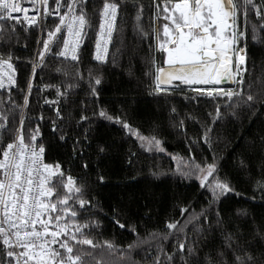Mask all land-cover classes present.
Wrapping results in <instances>:
<instances>
[{
	"label": "trees",
	"instance_id": "1",
	"mask_svg": "<svg viewBox=\"0 0 264 264\" xmlns=\"http://www.w3.org/2000/svg\"><path fill=\"white\" fill-rule=\"evenodd\" d=\"M137 2L144 6L142 24L148 34L141 36L134 31L135 10L129 3L127 12L119 16L107 62L93 60L94 39L91 42L86 39L78 64L49 55L44 66L36 69L28 106L24 109L26 141L28 130L39 125L41 136L37 142H43L47 161L53 165L59 163L65 179L71 175L77 186L81 183L86 186L85 198L92 201L95 207L89 205V213L79 209L78 204L74 207L78 210V217L92 216L99 222L100 227L90 237L94 242L108 240L124 249L136 240L137 235L144 237L152 231L164 232L166 222L177 220L183 223L185 218L206 211L207 222L213 225L212 229L198 232L193 227L196 223L193 221L186 231L188 240L198 244L201 257L204 253L215 254L224 250L221 230L215 224V210L219 209L225 222L224 228L237 233L240 243H250L254 249L264 250V241L260 239L264 235V194L259 191L257 183H264V103L257 106L255 114L238 110L237 116H233L222 98L185 99V96L193 95L190 92L155 94L151 73L155 66H164L165 57L156 49L155 33L152 31L153 27L155 29V15L160 11L154 4L161 6V0ZM99 6L98 0H89L87 10L91 14L93 8L98 9ZM58 21L56 18L46 20L43 38ZM12 23L15 21L5 23L4 29L10 32L9 25ZM248 23H259V18L250 14ZM239 24L244 27L243 17ZM97 26L98 17H93L92 28L88 31L90 37ZM121 26L122 32L119 30ZM14 32L11 39L7 36L0 39V53H4L5 58L9 51L12 54L17 84L11 89V97L17 104H22L32 64L42 43L37 44L39 29L35 26H26L21 21L16 24ZM257 35L264 37V32L258 31ZM117 48L120 53L113 63ZM247 56L249 73L245 74V82L247 84L251 80L252 91L264 95V39L253 41L250 30L247 33ZM153 58L154 65L151 63ZM58 68L60 71H57ZM89 72L102 78L101 84L95 86L99 92L98 99L90 94ZM68 84L73 85L69 95L58 97L57 90L64 91ZM0 100L4 101L0 103V110L6 109L10 104L7 90H0ZM217 106L220 109L219 119H215ZM57 107L64 120L57 118ZM99 108L107 109L113 116H120L142 134L155 136L161 140L164 151H148L122 125L98 116L92 117V112ZM82 109H86L84 115L91 117V126L87 121L77 125ZM41 116L43 119H40ZM54 120L58 128L64 126L67 133L64 142L52 132ZM16 127H19V118ZM85 128L89 129L87 133ZM206 132L208 143L204 142ZM85 134L87 141L84 140ZM76 137L80 138V144L74 154ZM98 146H103L105 151L100 153ZM180 158L184 161L194 158L201 165L211 163L215 158L219 177L226 178L239 195L229 193L210 207V192L200 186L196 175L183 177L177 171ZM84 163H87V168L82 166ZM154 172L158 175H152ZM99 175L104 176L103 183L99 181ZM53 184L55 192L51 199L55 201L56 195H63L66 189L56 184L55 179ZM182 208L187 209L183 215ZM238 209L246 210V215H237ZM114 220H119L124 228H120ZM199 220V227H205L203 216ZM257 228H260L259 234L254 231ZM173 243L171 236L165 242L169 252ZM84 248L91 250L90 246ZM145 255L137 249L132 258L137 264H147ZM94 256L95 259H89L88 264H97V261L122 264L118 252L109 254L106 249H97Z\"/></svg>",
	"mask_w": 264,
	"mask_h": 264
},
{
	"label": "snow or ice",
	"instance_id": "2",
	"mask_svg": "<svg viewBox=\"0 0 264 264\" xmlns=\"http://www.w3.org/2000/svg\"><path fill=\"white\" fill-rule=\"evenodd\" d=\"M53 3L54 7L49 10V0H31L36 15L30 16L28 7H22L19 0H0V39L4 36L11 39V35L15 34L16 24L21 23V20L14 14L23 12V20L27 25L37 23L40 7L45 17H59L58 23L47 31L46 38L37 41L38 45L42 43V47L36 52V61L32 64V74L27 81V92L22 104H17L11 97V89L17 84L12 54L9 51L5 58V54L0 53V90L8 91L10 101L6 109L0 110V242L3 245L0 249L3 253L0 264H88L89 259H95L94 252L97 249H106L109 254L118 252L122 264H137L132 258L137 249L146 253L144 259L147 264H264V250L254 249L250 243H240L237 233L224 228L225 222L219 209L215 210V224L221 230L224 250L215 254L204 253L203 257L198 251V244L188 240L186 229L193 221L196 222L193 227L198 232L212 229L213 225L207 222L206 211L185 218L183 223L177 220L166 222L164 232L152 231L144 237L137 235L136 240L124 249L108 240L99 243L90 238L93 231L100 227L99 222L92 216L78 217V210L74 207L78 204L84 213L91 211L88 206L92 205V201L85 198L86 186L83 183L77 186L71 175L65 179L59 163L53 165L44 162V144L42 141L37 142L41 136L39 125L28 130L26 141L24 109L28 106L36 68L44 66L46 54L78 64L85 40L91 42L94 39L93 58L105 63L109 58L113 33L117 31L118 16L127 12L129 3L135 10L134 31L141 36L148 34L142 24L144 6L137 0H98L99 8H93L90 14L87 10L89 0H53ZM154 7L159 9L160 4L156 3ZM61 8L66 10L61 13ZM250 14L259 18V23L249 24ZM93 17H98V30L90 37L88 31L92 28ZM241 17L244 20L243 28L239 24ZM162 19L166 22L162 25V35H156V49L165 54L163 63L166 67L155 66L151 73L153 92L193 94L191 97L185 96V99L222 98L226 100V107L232 110L233 116H237L238 110L255 114L257 106L264 103V95L252 91L251 80L247 84L245 82V74L249 73L247 33L250 30L253 41L264 39L257 35L258 31L264 32V0H164ZM8 21H15L9 25L10 32L4 29ZM119 30L122 32L123 26ZM152 31L155 33L154 27ZM119 53L120 49L117 48L113 63ZM151 63L155 64L154 58ZM77 75L83 78L79 73ZM101 79L99 75L93 76L89 72V91L97 99L99 92L95 86L101 84ZM229 84L232 86H224ZM72 87V84H68L64 91L58 89L57 96L67 97ZM19 91L23 92V89ZM3 102L0 100V103ZM85 110L82 109L77 125L87 121L91 126L92 119L83 114ZM172 111L175 112V108ZM56 116L60 120L65 119L59 107ZM97 116L122 125L146 150L164 151L161 140L142 134L120 116L109 114L107 109L93 111L92 117ZM17 118L19 127H16ZM219 118L220 109L217 106L215 119ZM52 125V132L64 142L67 137L64 126L58 128L55 120ZM88 131V128L84 129L85 133ZM87 139L85 134L84 140ZM204 142L208 143L207 132ZM79 144L80 138L76 137L74 154ZM98 151L103 153L105 149L98 146ZM180 160L177 171L183 177L196 175L200 186L210 192V207L229 193L239 195L226 178L219 177L215 158L213 162L203 165L196 163L194 158ZM82 166L88 167L87 163ZM54 179L56 184L66 189L63 195H56L55 201L51 199L55 192ZM99 181L103 183V175H99ZM257 183L259 191L264 194V183ZM70 200L72 204H69ZM186 211V208H182L181 215ZM237 215H246V210L238 209ZM200 216L204 218L205 227H199ZM114 222L124 228L119 220ZM132 231L135 232V228ZM254 231L259 234L260 228ZM170 236L174 241L171 252L165 247ZM260 239L264 241V235ZM84 246H90L91 250ZM97 264L102 262L97 261Z\"/></svg>",
	"mask_w": 264,
	"mask_h": 264
},
{
	"label": "built area",
	"instance_id": "3",
	"mask_svg": "<svg viewBox=\"0 0 264 264\" xmlns=\"http://www.w3.org/2000/svg\"><path fill=\"white\" fill-rule=\"evenodd\" d=\"M19 2L21 3V6H22V7H28V9H29V13H28V14H29L30 16H34V15H36L35 10H34V9L32 8V6H31V0H19ZM53 7H54L53 0H49V10H51ZM65 10H66L65 8H61V13H63ZM14 15H18V16L20 17V20H21L26 26H29V27H33V26H35V27H37V28L39 29V40H41V41H42L43 36H44V24H45L46 20H47L48 18H56V19L59 20V17H58V16L48 15V16L45 17L44 14H43V8H42V7H40V15L36 16L37 23H35V24H33V25H27V22L23 20V16H24L23 12H21V13H19V14H14ZM118 21H119V16H118V19H117V25H118ZM96 30H98V26H97V29H96ZM115 33H116V32L113 33V40H112V43L109 45V55H110V52H111V49H112V45H113V42H114V36H115ZM93 53H94V47H93ZM48 56H49V55L46 54L45 60H46V58H47ZM93 60H94V58H93ZM35 61H36V59H35ZM35 61H34V63H35ZM94 61H95V60H94ZM95 62H97V61H95ZM12 63H13V62H12ZM97 63H100V62H97ZM13 65H14V63H13ZM14 67H15V65H14ZM37 68H39V67H37ZM37 68H36V69H37ZM15 69H16V67H15ZM16 80H17V71H16ZM43 159H44V162H45V163L51 164V163H49V162L47 161V159H46V149H45V153H44ZM55 246H57V245H55ZM55 246H54V247H55ZM2 248H3V245H2V242H0V249H2ZM2 257H3V253L0 252V259H2Z\"/></svg>",
	"mask_w": 264,
	"mask_h": 264
},
{
	"label": "rangeland",
	"instance_id": "4",
	"mask_svg": "<svg viewBox=\"0 0 264 264\" xmlns=\"http://www.w3.org/2000/svg\"><path fill=\"white\" fill-rule=\"evenodd\" d=\"M163 3L164 0H161V6H160V11L155 15V45L157 46V39H156V35H159V31L162 28V9H163Z\"/></svg>",
	"mask_w": 264,
	"mask_h": 264
},
{
	"label": "bare ground",
	"instance_id": "5",
	"mask_svg": "<svg viewBox=\"0 0 264 264\" xmlns=\"http://www.w3.org/2000/svg\"><path fill=\"white\" fill-rule=\"evenodd\" d=\"M162 21H163V23H165L166 21H164L163 19H162ZM163 25V24H162ZM159 35H162V28L160 29V31H159ZM163 67H166V65H164ZM229 86H230V84H229Z\"/></svg>",
	"mask_w": 264,
	"mask_h": 264
},
{
	"label": "water",
	"instance_id": "6",
	"mask_svg": "<svg viewBox=\"0 0 264 264\" xmlns=\"http://www.w3.org/2000/svg\"><path fill=\"white\" fill-rule=\"evenodd\" d=\"M224 86H229V85H224Z\"/></svg>",
	"mask_w": 264,
	"mask_h": 264
}]
</instances>
